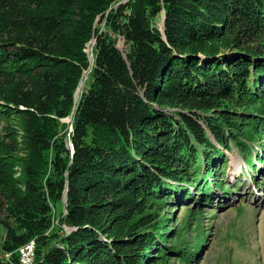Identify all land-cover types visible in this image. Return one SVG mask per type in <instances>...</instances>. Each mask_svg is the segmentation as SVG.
<instances>
[{
  "label": "trees",
  "instance_id": "obj_1",
  "mask_svg": "<svg viewBox=\"0 0 264 264\" xmlns=\"http://www.w3.org/2000/svg\"><path fill=\"white\" fill-rule=\"evenodd\" d=\"M2 118L16 126L0 144V264L31 241L34 264H192L193 249L158 246L144 207L212 201L233 143L253 162L264 0H0Z\"/></svg>",
  "mask_w": 264,
  "mask_h": 264
},
{
  "label": "rangeland",
  "instance_id": "obj_2",
  "mask_svg": "<svg viewBox=\"0 0 264 264\" xmlns=\"http://www.w3.org/2000/svg\"><path fill=\"white\" fill-rule=\"evenodd\" d=\"M164 17L165 14L162 12L157 18L156 24L160 29H163ZM254 114L258 115L256 111ZM71 119L72 115L61 121L70 127ZM0 121V144L7 143L2 135L7 131L13 132L16 122L11 119L3 120V118ZM200 122L203 123V120ZM242 141L248 142L249 140L243 138ZM233 144L227 151L229 161L221 172L220 170L217 172L223 175L225 185H230V187L221 185L225 189L223 191L220 189L218 177L211 176L212 184L210 183L209 187L213 186L218 195L214 196L212 201L210 199L205 201L201 195H196L199 201L194 202L193 206V201L190 200L184 202L186 205L176 206L171 203L173 202L172 198L169 199V197H165L166 195H161L151 199L147 203L146 209L144 207V213H150L151 217L155 219L151 227H148V232L155 238L158 246L160 244L166 248L176 247L178 250L193 249L192 260L197 263L193 261L192 264H264V176H262L264 174V139L262 137L247 143L253 147L252 163L247 160L250 156L245 158L241 150ZM257 149H261L260 153H257ZM14 174L19 175V173ZM237 181H242L238 186L240 188L232 191V186ZM170 196L172 195L170 194ZM197 208L200 211L192 219L190 209ZM65 211V201L57 208L55 207L56 225H60L59 220ZM138 216L136 215L135 219L131 221V226L136 224ZM72 230L70 226L63 224L60 232L70 233ZM138 230L143 231L144 229L141 227ZM6 234V228L3 221L0 220V256L3 255L2 245ZM116 234L122 236L126 233L119 231ZM197 234L205 238V242L199 243L200 247L197 252L195 250L197 255L202 253L198 261L194 259L196 255H194L193 248L194 240L199 238ZM164 237L170 240V243L162 244ZM30 244L31 242L21 248L22 264H34L35 262V254L32 252L34 247ZM158 250L157 247L154 251ZM153 255L157 256V253ZM184 260L182 258L175 261L169 256L168 259H156L155 264H187Z\"/></svg>",
  "mask_w": 264,
  "mask_h": 264
},
{
  "label": "built area",
  "instance_id": "obj_3",
  "mask_svg": "<svg viewBox=\"0 0 264 264\" xmlns=\"http://www.w3.org/2000/svg\"><path fill=\"white\" fill-rule=\"evenodd\" d=\"M30 245H33V247H34V243H33V241H31V244H30ZM33 250H34V249H32V252H33Z\"/></svg>",
  "mask_w": 264,
  "mask_h": 264
}]
</instances>
